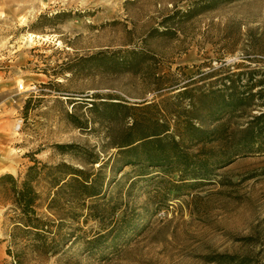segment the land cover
I'll return each mask as SVG.
<instances>
[{
	"label": "rangeland",
	"instance_id": "rangeland-1",
	"mask_svg": "<svg viewBox=\"0 0 264 264\" xmlns=\"http://www.w3.org/2000/svg\"><path fill=\"white\" fill-rule=\"evenodd\" d=\"M230 82L264 89V0H0V176L21 183L37 162L34 208L65 218L68 236L54 255L14 262L24 240L11 244L15 206L0 182V264H264V152L234 145L259 99L232 114L226 152L239 154L212 174L117 169L125 129L172 127L187 104L177 89ZM71 169L97 175L103 196L68 206L65 190L48 207ZM98 236L106 248L90 253Z\"/></svg>",
	"mask_w": 264,
	"mask_h": 264
},
{
	"label": "trees",
	"instance_id": "trees-1",
	"mask_svg": "<svg viewBox=\"0 0 264 264\" xmlns=\"http://www.w3.org/2000/svg\"><path fill=\"white\" fill-rule=\"evenodd\" d=\"M231 83L228 86L223 84L222 87L210 83L200 87L186 85L177 89L178 92L173 98L187 104L183 107L178 105L172 127L150 120L146 125H153V132L137 130L135 123L125 129L114 145L118 152L117 169L125 167L140 171L153 168L178 169L182 177L195 178L212 174L220 166L227 165L235 155L239 154L231 155L226 152L227 145L233 141L230 125L232 114L246 109L250 105L249 101L254 98L259 99L260 106L264 107V89L261 88L253 94L254 86L247 84L244 86L245 89H238ZM105 105L132 109L131 106L126 107L119 102H109ZM132 107L149 108L143 105ZM204 110L206 114L202 118L201 112ZM226 115L229 116L225 118ZM205 123L211 125L207 127ZM241 132V137L234 140V145L237 144L246 153L264 152V111L252 116ZM213 144L216 146H208ZM196 147L197 150L192 152ZM97 163L93 162V164ZM61 167L65 168L63 165L55 168ZM36 171L37 162L28 168L21 183H18L11 174L0 176V182L9 183L15 206L14 220L17 225L10 235L11 244H15L16 236L24 240L21 250L16 254L8 251L14 262L20 261V257L27 250L54 255L58 251L57 248L68 240L67 234L60 232L65 218H59L55 223L53 220L44 219L34 208L38 196L31 182L35 179L33 175ZM83 175L80 170L71 169L59 178H55L52 187L57 190L47 206L52 207L56 204L58 194L65 190L69 191L70 195L67 199L70 201L68 206L79 202L83 206L86 200L97 202L101 199L103 191L102 186L97 184V175L92 179ZM67 211L64 212L66 214H62L63 217L76 219L77 216L71 208ZM51 228L58 231L53 233ZM120 229L121 227L118 231ZM102 238L104 236H98L87 243L90 253L106 248L98 244ZM239 264H246V261Z\"/></svg>",
	"mask_w": 264,
	"mask_h": 264
},
{
	"label": "built area",
	"instance_id": "built-area-1",
	"mask_svg": "<svg viewBox=\"0 0 264 264\" xmlns=\"http://www.w3.org/2000/svg\"><path fill=\"white\" fill-rule=\"evenodd\" d=\"M19 89H20V90L23 89V85H22V84L19 85ZM31 89H34V87H32ZM18 128H19V126H18Z\"/></svg>",
	"mask_w": 264,
	"mask_h": 264
}]
</instances>
